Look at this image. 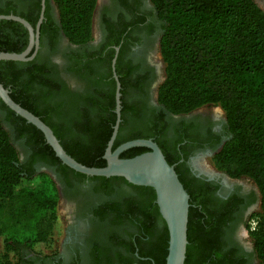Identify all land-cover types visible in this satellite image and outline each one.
Segmentation results:
<instances>
[{
  "label": "trees",
  "instance_id": "obj_1",
  "mask_svg": "<svg viewBox=\"0 0 264 264\" xmlns=\"http://www.w3.org/2000/svg\"><path fill=\"white\" fill-rule=\"evenodd\" d=\"M52 1L62 34L72 44H86L92 37L97 0ZM150 2L160 26L159 53L164 65L157 101L172 114L188 113L204 105H218L223 110L228 137L211 162L229 177L251 179L258 188L260 209L248 230L256 256L264 264V10L255 0ZM39 9V1L36 12L19 10L6 1L0 4V14L19 15L32 26ZM27 40L21 23L0 19V51L21 52ZM105 68L101 72L92 67L90 73L88 64H82L77 73L85 81V89L69 93L52 80L36 54L27 61L0 60V83L15 102L52 129L70 156L87 166L100 167L105 165L103 153L116 117L115 82L111 76L106 79ZM120 95L121 120L112 149L130 139L151 138L172 165L176 158L168 156L159 140L158 120L144 123L135 117L141 124L137 121L134 127L124 129L130 108L123 102L122 90ZM0 111V216L6 214L15 223L28 221L34 227L28 236L5 237L0 264H44L45 259L56 257L57 252H52L40 258L33 250L35 243L49 239L58 220L59 199L51 176L33 167L36 160L54 166L70 184L89 179L94 181V194L116 196L117 200L106 202L94 215L104 228L114 223L123 225L126 238L114 235L110 242L94 246L92 264H165L168 230L153 188L131 184L119 176H90L69 168L56 157L43 133L1 99ZM132 113L136 115L135 110ZM5 121L16 139H22L27 158L20 159ZM147 150L132 146L119 156L129 158ZM174 169L189 194L184 264H223L216 250L221 212L211 209L199 186L186 180L178 167ZM116 247L125 253L109 256Z\"/></svg>",
  "mask_w": 264,
  "mask_h": 264
},
{
  "label": "flooded vegetation",
  "instance_id": "obj_2",
  "mask_svg": "<svg viewBox=\"0 0 264 264\" xmlns=\"http://www.w3.org/2000/svg\"><path fill=\"white\" fill-rule=\"evenodd\" d=\"M5 1L19 10L33 12H36V1H39L41 9V0H0V4ZM44 1L43 18L38 29L39 43L32 58L38 54V61L50 71L52 80L69 93L85 89L86 83L77 73L82 64H88L90 73L92 67L103 72L102 68L107 66L105 73L109 77L106 79L111 76L116 86L112 69L115 58L114 72L120 90L124 92L123 102L130 108L124 119L127 121L124 129L134 127L138 120L144 123L145 120H158L159 140L168 156L176 158L172 165L178 167L186 180L199 186L211 209L221 212L216 250L220 259H224L223 264H261L248 230L250 220L260 209L258 188L246 183L253 182L251 179L229 177L211 162L212 155L228 137L221 107L204 105L188 113L172 114L163 110L157 101L163 66L158 59L160 26L150 0H97L92 37L83 45L68 41L58 27L56 6L52 0ZM261 1L264 5V0ZM132 110L136 111L135 116ZM135 117L138 120H134ZM27 156L24 151L22 159ZM33 167L37 171L44 168L48 173L49 170L54 172L58 179V183L54 181L59 198L69 200L73 212V220L63 240V251L54 260L45 259L44 264H92L94 246L110 242L114 235L126 238L123 225L114 223L104 228L94 215L96 209L106 202L117 200L115 195L94 194L91 190L94 181L89 179L70 184L54 166L41 160H36ZM243 232H247V236L242 235ZM124 253L122 247L108 252L112 257Z\"/></svg>",
  "mask_w": 264,
  "mask_h": 264
},
{
  "label": "water",
  "instance_id": "obj_3",
  "mask_svg": "<svg viewBox=\"0 0 264 264\" xmlns=\"http://www.w3.org/2000/svg\"><path fill=\"white\" fill-rule=\"evenodd\" d=\"M45 1L41 0L39 19L32 26L25 18L15 14H0V19H9L21 23L27 30V45L21 52L0 51V60H30L39 43V24L43 18ZM32 48L34 50L31 52ZM31 52V53H30ZM115 86V121L112 132L107 141L103 157L104 166H87L75 160L62 147L52 129L37 115L15 102L8 90L0 83V99L17 115L33 124L44 135L45 141L50 145L56 157L69 168L90 176H119L135 185L149 186L155 192V203L168 230V245L165 264H184L187 245V222L189 208V194L180 181L174 166L169 164L158 144L151 138H135L124 141L112 149L120 117V83L114 72ZM132 146H145L148 148L140 154L129 158H121L120 153Z\"/></svg>",
  "mask_w": 264,
  "mask_h": 264
},
{
  "label": "rangeland",
  "instance_id": "obj_4",
  "mask_svg": "<svg viewBox=\"0 0 264 264\" xmlns=\"http://www.w3.org/2000/svg\"><path fill=\"white\" fill-rule=\"evenodd\" d=\"M255 1L258 3L260 7L264 8L263 2L261 0H255ZM158 59L162 62L160 55ZM162 66H164L163 63H162ZM162 79H163V75H162ZM216 109L219 110L218 108ZM221 112L223 113L222 110ZM0 116L3 117V113L1 111H0ZM4 125L11 133L12 131H11L10 124L5 121ZM11 137L19 152V157L20 159H22L23 152H24V146L20 140L16 139L13 133H11ZM41 171L47 172V170H45L44 168H42ZM48 174L51 176L53 180L56 181V183H58V179L56 175L54 174V172H51L49 170ZM242 182L245 183V181H242ZM246 183L251 184L253 187H255L254 182L246 181ZM57 212H58V220L54 228L51 231L50 237H48L49 239H47L46 241H39L35 243L33 246V250L35 251L36 254H39L37 256H40V258L43 255H48V254H51L52 252H57V254H59L64 249L63 240L66 234V229L68 228V226L71 224L73 220L71 202L67 200L65 197H60L58 199ZM0 228L2 230V233L0 234V253H1L3 250V242L7 235L16 234L17 236H28L27 235L29 234L28 231L29 230L32 231L34 227H33V223L31 224L28 221H22V222L15 223L12 219L11 220L8 219L7 215L5 214V215L0 216Z\"/></svg>",
  "mask_w": 264,
  "mask_h": 264
},
{
  "label": "built area",
  "instance_id": "obj_5",
  "mask_svg": "<svg viewBox=\"0 0 264 264\" xmlns=\"http://www.w3.org/2000/svg\"><path fill=\"white\" fill-rule=\"evenodd\" d=\"M249 224H250V225H251V227H252V226H254V224H255V221H254V220H250Z\"/></svg>",
  "mask_w": 264,
  "mask_h": 264
},
{
  "label": "clouds",
  "instance_id": "obj_6",
  "mask_svg": "<svg viewBox=\"0 0 264 264\" xmlns=\"http://www.w3.org/2000/svg\"><path fill=\"white\" fill-rule=\"evenodd\" d=\"M242 235L247 236V232H243Z\"/></svg>",
  "mask_w": 264,
  "mask_h": 264
}]
</instances>
